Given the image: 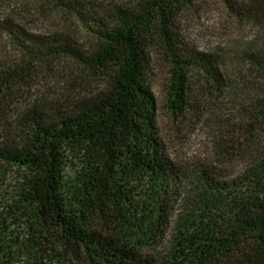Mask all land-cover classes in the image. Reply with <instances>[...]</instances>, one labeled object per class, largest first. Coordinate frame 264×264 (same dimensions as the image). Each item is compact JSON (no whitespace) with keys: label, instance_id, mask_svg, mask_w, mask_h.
I'll use <instances>...</instances> for the list:
<instances>
[{"label":"trees","instance_id":"1","mask_svg":"<svg viewBox=\"0 0 264 264\" xmlns=\"http://www.w3.org/2000/svg\"><path fill=\"white\" fill-rule=\"evenodd\" d=\"M217 1L254 26L257 43L242 62L264 73V0ZM38 2L84 23L94 40L90 57L69 44L60 52L108 81L63 116L26 114L22 142L0 146V168L19 179L0 194V264H264V96L250 98L239 123L227 124V137L248 134V143L254 133L258 147L263 143L234 177L204 166L187 173L161 143L146 78L153 45L166 62L164 103L172 117L199 111L200 99L228 88L218 58L189 47L173 24L193 0L97 12L88 0ZM0 31L36 59L37 41L24 28L6 18ZM155 246L161 253L145 254Z\"/></svg>","mask_w":264,"mask_h":264},{"label":"rangeland","instance_id":"2","mask_svg":"<svg viewBox=\"0 0 264 264\" xmlns=\"http://www.w3.org/2000/svg\"><path fill=\"white\" fill-rule=\"evenodd\" d=\"M91 12L110 6L136 7L146 0H88ZM240 1V0H239ZM9 18L29 33L36 59L23 50L6 31H0V146L18 145L26 134L23 117L33 112L49 117L72 112L79 103L106 89V75L83 60L60 50L65 44L90 57L94 40L82 21L47 12L38 0H0V19ZM180 38L195 51L214 55L221 64L228 88L219 96L200 99L197 110L172 117L164 103L166 62L156 47L148 50L147 81L156 99L157 124L165 155L188 173L210 167L227 177L240 174L263 143L253 133L227 137L230 125L239 123L241 106L250 98L264 96V73L243 64V54L257 43L254 26L238 20L217 0H193L173 20ZM31 47H33L31 45ZM236 127V126H235ZM258 132V131H257ZM260 132L264 137V124ZM254 140L257 144L252 145ZM264 141V138L261 140ZM252 145V146H251ZM0 194L19 181L18 174L0 168ZM166 236V235H165ZM158 246L145 254L161 253Z\"/></svg>","mask_w":264,"mask_h":264}]
</instances>
